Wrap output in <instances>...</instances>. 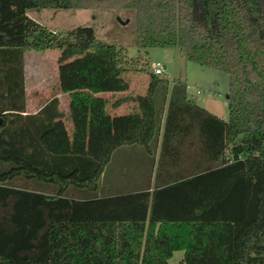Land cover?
<instances>
[{
	"label": "trees",
	"instance_id": "obj_1",
	"mask_svg": "<svg viewBox=\"0 0 264 264\" xmlns=\"http://www.w3.org/2000/svg\"><path fill=\"white\" fill-rule=\"evenodd\" d=\"M41 7L128 11L136 46H177L226 73V118L197 104L184 80L149 72L142 95L111 103L144 102V125L115 123V135L131 133L110 138L89 114L68 146L57 97L25 110L23 52L56 47L61 62L109 44L89 25L53 30L26 14ZM126 65L113 50L103 79ZM182 132L196 143L184 171L167 147ZM132 144L144 147L151 191H120L108 168L114 155L128 160L119 176L138 168L117 149ZM174 249L181 264H264V0H0V264H168Z\"/></svg>",
	"mask_w": 264,
	"mask_h": 264
},
{
	"label": "rangeland",
	"instance_id": "obj_2",
	"mask_svg": "<svg viewBox=\"0 0 264 264\" xmlns=\"http://www.w3.org/2000/svg\"><path fill=\"white\" fill-rule=\"evenodd\" d=\"M26 14L53 30H65L78 24L89 25L98 39L109 44L108 47L89 48L61 62L56 60L59 52L56 47L24 51L26 110L35 109L53 95L59 96L64 101L73 102L72 109L78 118L72 116L71 122H75L67 125L73 128L74 132L80 133L82 119L86 118V114L89 115L91 109L88 99L91 89L93 97L96 94L101 95L100 92H104L106 88L105 84H108L109 91L98 98L100 103L95 105L98 111L105 110L115 98L124 93L143 94L149 81V72H152L151 63L159 61L164 66L163 73L159 76L166 77L168 81L172 78L184 80L187 90L193 93L197 104L213 114L223 117L227 115L226 73L185 60L177 46H136L133 19L128 11L121 8L112 11L88 7H41L27 9ZM113 50H117L126 59L127 65L117 76L104 80V75L112 68ZM130 60L133 69L128 67ZM79 119L81 123L76 122ZM99 136L98 130L93 136L95 142L99 141ZM85 138L88 140L87 133ZM124 157L114 155L110 160L108 168L115 172V178L121 177L119 172L123 169V160L128 161ZM121 182L122 180L119 183ZM169 264L177 262L172 258Z\"/></svg>",
	"mask_w": 264,
	"mask_h": 264
},
{
	"label": "crops",
	"instance_id": "obj_3",
	"mask_svg": "<svg viewBox=\"0 0 264 264\" xmlns=\"http://www.w3.org/2000/svg\"><path fill=\"white\" fill-rule=\"evenodd\" d=\"M25 75L26 74L23 71L24 92H25V77H26ZM105 85H106V88H105L104 92H100V93H102L101 95L96 94V96L93 97V94H92L93 90L92 89L90 90L91 93L89 95L90 97L88 98L90 101V104L93 103L94 100H99L98 98H101L102 96H104L105 92L109 91V88L107 86L108 84H105ZM186 92L196 102V99H195V96L193 95V93L189 92L187 90V88H186ZM195 93H197L196 90H195ZM125 95H140V94L127 92L121 96H125ZM53 96L57 97V99H58L57 106H58V109H60L62 112L61 115H59L55 118V121L60 123L62 132L67 139V145L70 146L71 139H72L71 136L74 133V129L71 127H68L67 123L72 124V122H73V121L71 122L72 116H76L78 118V115H76L75 110L72 109L73 102L64 101L59 96H56V95H53ZM45 101H47V99ZM45 101L40 103L33 110H26V109L25 110L32 112V111L36 110L38 107H40ZM24 106H25V108L27 106V100L25 97H24ZM144 113H145V104H144V102H142L140 100H126V101H123V102H121L115 106H113L111 104L105 110L96 111L95 113H93V111H91V109L89 111L90 117H92V119H93V117H96V118L99 117L101 119L102 123L104 124L103 127H105V129H106L105 133L110 138H113V136H116V137L125 136L126 134L131 133V131L128 132V131L120 130L115 135L113 133V130H112V127L115 123H117L119 125L120 124L121 125H126V124L128 125L131 123L134 124V123H138V122L143 124ZM215 115L219 116L218 114H215ZM219 117L222 119L226 118V116L225 117L219 116ZM88 118H89V115L86 114V118H84V119L87 120ZM80 121H81V119L77 120L76 122H80ZM143 133L144 132L141 131V134H143ZM171 137L178 139L179 141L168 142L167 147H168V149L177 150L182 154L181 162L179 164V166H180L179 169L184 171V149H189V147L191 149L194 146H196V143H194V142L190 143V142H186V141L184 142V139H186L188 137H193V136H186V135L184 136V132L177 134L175 136H171ZM159 142H160L159 140L156 141L155 152L158 151ZM117 149H118V152H129V153L131 152L132 157H134L133 159H135L136 162L139 164L138 168H133V170H131L130 173L128 171L126 173V171H125V174H123V176L120 175L121 177H118L119 178L118 182H120L122 180V182L119 184V185H121L120 191H127L128 192V191L144 189V188L151 191L153 189V172L151 171L148 174L146 171V167H147L146 164L142 163V161H144L145 157H146V152L144 150V147L132 144V145L120 146ZM136 162H134V163H136ZM152 167L154 168V164L152 165ZM122 171L124 172V169H122ZM122 171L120 173H122ZM126 174H129V175H126ZM106 185H107V182H104V180H103V182L101 183L102 190L106 188ZM104 192L105 191H103V192L101 191V193H104ZM182 254H183L182 249H174L171 252V255L167 258V263L169 264L170 259L173 258L177 262V264H181Z\"/></svg>",
	"mask_w": 264,
	"mask_h": 264
},
{
	"label": "built area",
	"instance_id": "obj_4",
	"mask_svg": "<svg viewBox=\"0 0 264 264\" xmlns=\"http://www.w3.org/2000/svg\"><path fill=\"white\" fill-rule=\"evenodd\" d=\"M150 67L154 74L161 75L163 73L164 66L159 61L152 62Z\"/></svg>",
	"mask_w": 264,
	"mask_h": 264
}]
</instances>
